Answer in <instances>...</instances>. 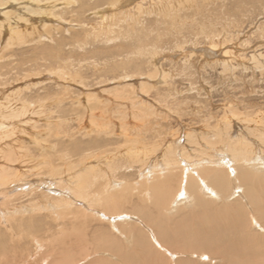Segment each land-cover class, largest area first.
<instances>
[{
	"label": "rangeland",
	"instance_id": "obj_1",
	"mask_svg": "<svg viewBox=\"0 0 264 264\" xmlns=\"http://www.w3.org/2000/svg\"><path fill=\"white\" fill-rule=\"evenodd\" d=\"M97 1L100 0H87L82 5L80 0H71V2L70 0H22L19 3L11 2L12 4L6 6V8L3 7V10L0 9L2 11V14H0L2 22H6L5 12L8 11L13 13L11 16L13 20L23 16V21L13 22L11 25L6 26L7 30H3L0 34V101H2L0 104L16 97L23 99L25 108H30L31 112L32 109L36 110L33 111V114L31 112L27 114V109L22 108L25 111H21L20 115H31L28 116V119L22 117V119L15 122L16 124L14 123L15 131L19 132L15 135L16 137L14 136L15 139L9 137L7 139L2 136V133L6 130L10 132L12 127L9 126L10 129L5 128L3 132L0 130V143L3 142L0 144V153L11 146L9 153L13 156L16 155V157L19 154L15 162H7L8 160L2 157L5 156L3 155L4 151L3 154H0V176L6 174L7 170L4 168L7 169L8 165L11 167L16 166L15 172L22 173L20 180H24L15 185L10 182L12 186L10 183L7 184L9 186H0V208H2L0 209V217H5L2 214H4L3 212L6 211L7 207H9L7 211H10L11 208V211H15L13 210L14 206V209L32 206L31 204L37 200H34L30 195L28 196V194L35 192V196H37V190L47 191L46 194L56 198L65 196L56 191L58 189L56 184V187H53L55 180L51 176L52 173L50 174V168L47 169L43 163L44 159L45 161L46 159L48 161L56 160L57 162L53 163L57 165L59 161L57 156L62 153H65L63 155L66 160L59 161L58 168H62H60V175L57 178L64 175L61 177L64 181L62 183L67 185L66 182H68L71 186L75 185L73 181L76 178L86 175L87 172H93L98 176V179L95 177L97 180L94 178L97 181L94 187H99L98 182H100L99 180L103 175H106L107 178L111 177L114 181L117 180L114 187L116 190L123 187L124 181L121 182V180L137 184L142 181L143 176H147L152 171H164L166 159L173 157L171 155L172 149L175 152V154L172 153L174 158L178 157L180 166L187 169L188 173L191 171L197 174L202 165L208 166L211 163H220V165H223L222 167H225V165L230 167L231 165L232 170H234L235 164L232 163V154L229 152V145L227 144L229 140H243V145L244 140L251 142L255 147V149H252L254 150V156L256 158L259 156V161L255 160L256 167H259L264 173V166H262L264 162V142L261 141L263 139L262 134H264V125L259 123L257 126L255 123L245 122L249 117L257 119L258 116L256 115L262 117L264 114V0H194L197 4L195 2L193 4V0L191 2L189 0H136L137 3L134 4L142 5L146 9L143 10V13L146 14L138 20L140 25L137 26L136 30H133L135 35L131 43L120 37L117 41L110 42L105 41L104 37H97L100 40L95 43L94 38L97 39L96 35L99 32L101 34L108 33L110 26L115 31L120 30L121 33L124 28L132 32L129 26V29L123 26L128 25L127 21H133L131 16H133V19L139 16L138 9L127 11L128 8L124 6H118L117 8L111 6V3L115 1L122 2L124 0H112L113 2L101 0L99 3H102V1L103 3L100 6H95ZM28 7L36 9V12L32 13ZM81 7L82 10H80ZM167 8L171 11L169 12ZM37 12L38 14H36ZM163 13H170L171 17L175 15L176 17L172 18L175 20L162 17ZM106 17L117 19L116 21L113 20V25L109 22L112 20H109L108 24L103 26ZM63 19L65 21L62 22ZM119 20L121 24L123 22L124 24H115ZM166 21L171 23L167 25ZM175 23L177 27H174ZM78 36H81L85 42L77 39ZM107 36L108 39L118 37L114 33L107 34ZM138 40L141 43H138ZM122 47L132 52L128 53V51L122 50L124 49ZM207 47L210 50H216L214 51L216 54L214 62L209 61L206 55H201L200 50ZM44 49H47L48 53L43 54ZM122 51L127 53L123 54L125 58L124 56L118 58L117 56L122 54ZM134 51H138L139 56H136L137 53L133 56ZM123 58H127L128 62L125 63L122 60ZM222 60L227 61V65H229L227 70L219 62ZM119 64L124 66L119 68ZM61 65L65 68V71ZM57 66H60V70L58 73H54L51 68ZM3 74L6 75L3 76ZM130 94L131 97H134L133 103L131 100L126 99ZM91 105H94L96 109L91 111ZM38 113L41 115L38 116ZM92 113L93 116L90 115ZM90 116L93 117L92 123ZM226 116L235 119L233 124L228 127L229 132L225 130V125H222L226 120ZM0 120L4 122L3 118ZM97 123L103 124L104 128H108V133L107 130L104 133V129L100 131L96 127ZM85 125L88 131H86ZM49 133L56 134L55 136L58 139L60 137V143L52 140L49 145H52L54 149L48 148V152H51L48 156L47 153H43L41 150L38 152L36 145H40L41 141L42 145L47 146V143L44 144V140L48 139ZM56 137L53 136V138ZM195 138H197V141L194 140ZM14 140L18 141L14 142ZM89 140H98V142L90 143ZM63 143L65 144L64 147L68 145L67 147L70 148L71 156L67 151L69 148L63 149ZM209 143H212L211 146L213 147ZM200 145L201 149L204 148L203 150L199 149ZM91 149H94V152ZM152 150L154 151L152 152ZM170 150L172 152H169ZM138 152L139 154H137ZM165 152L167 153L164 155ZM135 154L137 155L136 159L141 158L142 162L133 166L131 161L135 159L132 157ZM233 154H238L236 148ZM111 162L114 166L119 165L117 166L119 167L118 171L111 172L108 168ZM125 163L126 165H124ZM217 165L219 166V164ZM24 171H27V174ZM43 181L47 183H43ZM72 182L73 184H71ZM50 183L53 184L50 186ZM20 184H23V187L20 188ZM19 191L20 193H18ZM92 191L94 190L92 189ZM2 192H6V195ZM151 192L154 196V193H156L154 186L151 187ZM2 195L3 197H1ZM186 195L188 196V194ZM6 197L8 200H6ZM70 198L71 202L74 203L75 201L74 207L84 206L85 209L89 208L87 204L79 202L81 200L76 199L74 196ZM2 199L4 200L2 201ZM40 199L37 204V208L41 210L40 212L45 209H41L40 205L42 204L49 208V215L53 218L57 217V210L50 203L51 200L43 199V197H40ZM148 201L150 200L146 199L144 203ZM183 201H185L183 197L178 200V202ZM220 202L225 203L224 201ZM96 208L94 207L95 210ZM125 209L118 216H111L110 220L127 224L140 221L138 215V219L136 214L133 213L134 215H132V207L128 206ZM188 209L191 211L192 206ZM36 210V213H40ZM98 210L100 211L99 207L95 213L100 218ZM189 210H185L183 216L173 217L172 238L167 235L170 241L175 243L169 250L175 253L169 257L174 264H195V261L200 259L198 258L200 251L210 254L209 252L227 248L225 245L228 243L229 238L223 237L225 236L224 233H221L223 236H218L215 233L210 234L207 230L194 233L192 221L183 223L180 218L189 219L192 216ZM29 211L32 210L28 208V212H20L21 215L17 216L18 219H15L16 230L9 231V228H14L11 223L0 220V244L3 246V252L0 248L1 254H4L5 249L7 250V239L9 237L12 239L13 234L17 236L23 234V236L26 238L28 236L30 239L36 233L41 234L40 236L47 233L46 230L48 229L45 230V228H48L49 225L45 226V224L54 225L52 217L49 218L48 214L39 216ZM89 215L93 214L90 213ZM32 216L35 217L32 218ZM134 216L135 219L133 220ZM20 218L24 220L22 221ZM34 219L35 221H33ZM59 221L61 222V220ZM32 228L33 230H31ZM107 229L104 226L102 227V236L110 234V230ZM141 229L145 232V227L141 226ZM34 230L36 231L34 232ZM258 230L264 233V228ZM55 231H57V228H55ZM186 241L188 244H184ZM27 244L26 242L25 245ZM236 244H239V240H236ZM186 245L194 246L192 253H189L190 249L185 248ZM228 246L230 247V245ZM232 250L239 256V252H242L243 248L238 246ZM89 258L91 259L80 264H95L94 259L91 256ZM218 260L211 262V258L208 264H226L223 260ZM242 261L246 264L244 260ZM201 263L205 264L206 262L201 260Z\"/></svg>",
	"mask_w": 264,
	"mask_h": 264
},
{
	"label": "bare ground",
	"instance_id": "obj_2",
	"mask_svg": "<svg viewBox=\"0 0 264 264\" xmlns=\"http://www.w3.org/2000/svg\"><path fill=\"white\" fill-rule=\"evenodd\" d=\"M20 1H22V0H0V9H2L3 7L6 8V6L12 4L11 2L19 3ZM31 1H33V0H31ZM80 1L83 5V3L86 2L87 0H80ZM100 1H97V4L95 3V6L96 5L100 6L103 3V1H102V3H99ZM109 1L113 2L112 0H109ZM189 1L191 2V0H189ZM28 2H30V1H28ZM70 2H71V0H70ZM194 2L195 1L193 0V4H194ZM134 3H137L136 0H124L122 2L121 1H119V2L115 1V2L111 3V6L116 7V8L118 6L119 7L124 6V7L128 8L127 11H133L134 9L139 10V16L138 17L135 16L136 19H133V16H131V19L133 21L129 22L126 20L128 22V25L123 26L126 28H128V26H129V28L132 30V32H130L129 30L127 31L124 28V30L121 33V32H119L120 30L115 31L114 28H111V26H110V30H114V31L111 32L109 30L108 33L106 32L103 34H101L99 32L96 35V38L97 37L98 38L104 37L103 39L105 41L107 40V42H110V41H117V39L120 37L121 39H125L128 43H131L133 41V37L135 35L134 34L135 32H133V30H136L138 28L137 26L140 25V22L138 23V20H140L142 18V16L144 14H146V13H143V10H146V9H144L142 5H140V4L135 5ZM179 3H180V1H179ZM195 4H197V3L195 2ZM179 5H181V4H179ZM184 5H185V3H184ZM131 6H133V7L129 8ZM168 6H169V4H168ZM124 7H123V9H124ZM28 8L31 10L32 13L36 12V9L34 10V8H31V7H28ZM164 8L166 9V7H164ZM174 8H175V5H174ZM165 9H163V10H165ZM80 10H82V7L80 8ZM170 11L171 10H169V12ZM1 12L2 11H0V14H2ZM157 12H158V10H157ZM160 12H162V11H160ZM12 14L13 13L9 12V11L5 12L6 22H2L0 20L2 22L1 23L2 25L0 24V34H1V32H3V30H7L6 26L11 25L13 22H16L19 20L23 21V16H22V18L18 17L16 20L11 19ZM36 14H38V12ZM151 14H153V13H151ZM127 16H128V14H127ZM162 17L167 18L169 20L170 18L172 19V18H175L176 16L174 15V17H171L170 13H165V14L163 13ZM116 19L106 17V19H104V21H103V24H104L103 26H106L108 24L109 20H112L109 22L113 25L114 24L113 20L116 21ZM172 20H175V19H172ZM63 21H65V20L63 19L62 22ZM117 23L121 24L120 20L118 22H116L115 24H117ZM166 23L168 25L171 22L166 21ZM173 23H174V21H173ZM123 24H124V22H123ZM123 24H121V25H123ZM170 25H172V24H170ZM174 27H177L176 23L174 24ZM112 33L117 34L118 37H115L113 39L112 38L108 39L109 37L107 36V34H112ZM92 37H93V35H92ZM98 38L96 40L94 38L95 43L100 40ZM77 39H79L80 41H83L81 36H78ZM80 41H78V42H80ZM75 42H77V41H75ZM83 42H85V41H83ZM138 43H141L140 40H138ZM122 48H124V47H122ZM119 50H120V48H119ZM122 50L128 51V53L132 52L131 50H126L125 48ZM43 51H44L43 54L48 53L47 49H44ZM116 51H118V50H116ZM116 51H114V52H116ZM125 51H122V54L118 55L117 57L118 58L121 56L123 57L124 56L123 54L126 53ZM138 51H134L133 56L136 53H137L136 56H139ZM200 51L202 52L201 55L202 56L206 55L208 57L209 61H212V62L215 61L214 57L216 56V54L214 51H216V50L213 51L212 49L210 50L207 47L204 49L202 48V50H200ZM192 56H190V57H192ZM124 58H125V56H124ZM124 58L122 60H124L125 63L128 62L126 60L127 58L126 59H124ZM128 59H129V57H128ZM110 60H112V59H110ZM114 61H116V60H114ZM124 62H123V64H124ZM219 62H221L222 65L227 70V67L229 66V65H227V61L222 60ZM129 64L131 65L130 62H129ZM129 64L127 63L126 65L128 66ZM121 66H124V65L121 64L119 66V68ZM51 69L54 71V73H58L60 70V66L53 67ZM62 69L65 71V68L63 66H62ZM5 75L6 74H3V76H5ZM69 75H71V74H69ZM0 85H1V83H0ZM126 94H127V92H126ZM126 99H129L132 102L134 100V97H131V94H130V96L126 97ZM0 102H2V101H0ZM11 104H13V105H11ZM23 107L24 108L26 107L23 103V99H19L16 97L8 100L7 102H3L0 104V119L1 118L4 119V122L2 120H0V130L3 132V130L5 131V128L10 129V127H12L11 131H10L11 133L8 130H6L4 133H2L3 138H7V139H8V137L14 138V136L19 133L18 131H15L16 129L14 128L15 127L14 123L16 121H18L19 119H22V117H25V118L27 117V119H28V116L33 114V111H36V110L32 109L33 111L31 112V109L30 108L28 109V107H27V108H25V110L27 109L26 113L28 114L31 112V114L20 115L21 111H25L24 109H22ZM90 107H91V109H90L91 111L96 109V107L94 105H91ZM106 113H108V112H106ZM35 114H37V113H35ZM40 115L38 113V116H40ZM90 115L93 116L94 114L92 113ZM227 115H228V113H227ZM235 115H238V114H235ZM256 116H258L257 119H255V118L251 119V117H249L247 121L245 120V122L255 123V124H257V126L259 123H262L264 125V114L262 115V117H260V115H256ZM31 119H34V118H31ZM92 119H93V117H91V123H92ZM94 119H95V116H94ZM23 120H25V119H23ZM233 120H235V119H233L231 116H229V117L226 116V120H225L224 124H222L223 126L225 125L224 128L226 131H228V127H230V125L233 124ZM29 121H32V120H29ZM34 122H36V121H34ZM25 124H26V122H25ZM97 124L98 125L97 126L95 125V126L98 127V129L100 131H102L104 129L103 130L104 133H105V130H107L106 132L108 133V130H109L108 128H104L103 124H99V123H97ZM109 124H111V123H109ZM85 127H86V125H85ZM108 127H109V125H108ZM86 129H87L86 131H88L87 127H86ZM114 131H115V129H114ZM112 132H113V129H112ZM126 132H127V130H126ZM55 135L56 134L52 135V133L48 134V139L44 140L45 141L44 144L47 143L46 144L47 146L42 145L41 141L39 143L40 145H38L36 143L37 144L36 149L39 150L38 152H40V150H41L43 153H47L49 156V154L51 152H48L49 151L48 148L51 149L53 147L52 145H49L52 142V140L56 141V143H60V137L58 139V137H56ZM53 136L56 137L57 139L53 138ZM126 136H128V135L126 134ZM126 136H125V138H126ZM97 137H99V136H97ZM245 137H246V135H245ZM262 138L263 139H261V141L264 142V134H262ZM16 139H18V138H16ZM92 139H94V138H92ZM196 139L197 138H195L194 140H196ZM229 139H231V138H229ZM137 140H138V138H137ZM5 141H7V140H5ZM17 141L14 140V142H17ZM89 141H90V143L91 142H96V143L98 142V140H94V141L89 140ZM237 141L229 140L227 142V144L229 145V152L232 154L231 158H233L232 163L235 164V166L233 168L236 172L234 170H232L231 165H230V167L229 166L226 167V165H225V167H222L223 165H220V163H217V164H219V166L216 163H211L208 166L202 165L201 169L199 170V173H197V174H196V172L192 173L191 171H190L191 173L190 172L188 173L187 169H184L182 166H180L178 159H177L178 157L174 158L175 152H174V149L171 148L173 150V152L171 150L169 152H172L174 154L171 153V155L173 156L172 158L169 156V154H168V156L170 158L168 159L166 157L167 159H166V166L164 168V171L162 170V171L153 172L151 170L152 173H149L148 175L146 174L147 176H145V177L143 176L142 181H140L137 184H134L131 181L121 180V182L124 181V184H123V187L118 189V190H116L114 188L115 184H116L115 182L117 180L114 181V180H112L111 177H109V178H111V179H109L106 177V175H103L100 178V180H99L100 182H98V184H100V185H98L99 187H94L95 184L97 183V181H95V179L96 178L98 179V176L95 175L93 172H90V173L87 172L86 175L76 178L75 181H73L75 183V185H73V186L68 184V182H66L67 185H65L64 183H62L64 181L61 178L64 175L60 176V178H57L60 175V173H59L60 168H62V167L58 168L59 167L58 163L60 160H64V159L66 160V157L63 155L65 153H62V154L60 153L61 154L60 156L57 154L58 155L57 160H59L57 165H55L53 163L56 160H50L49 159L50 161H48V159H46V161H45V159H44V162H43L44 165H46L47 169H48V167L50 168V174L52 173L51 176L55 180L53 187H56L55 186V184H56L57 188H58L56 191L64 194L65 196L61 197V198L60 197L56 198V197H53L52 195L49 196V194H46L47 191L45 192L42 189L37 190L36 194H38L39 196L38 195L35 196V192L28 194V196L30 195L34 200H37L31 204L32 206H30V207L24 206L20 209H17V208L14 209L15 208V206H14L13 210H15V211H11L12 208L10 209V211H7V209L9 210V207H7L6 208L7 212L4 210V212H3L4 214H2L5 217L4 218L0 217V220L10 222L14 228H12V227L9 228V231H12L14 229L16 230L15 219H18L17 216L21 215L22 212H24V213L28 212V208L30 210H32L31 212L29 211L30 213H33V214H36L39 216H41V214H43V215L48 214L49 215V212H48L49 208L48 207L41 204L40 205L41 209L45 208L42 212H40L41 210L39 208H37L38 201L41 200L40 197H43V199H46V200H51L50 203L54 205V208L57 210L58 216L53 218L51 215H49V218H50V216L52 217L54 225L47 223L48 222L47 221L46 222L47 225L45 224V226L49 225V227L45 228V230L46 229H48V230H46L47 233L44 232L45 234L43 236H40L41 234L36 233L37 235L35 234V235L31 236L30 239L28 236H27V238L25 236H23V234L18 235V236L16 234H13L14 236H12V239L9 237V239H7L8 241L6 240L7 241L6 244H8L7 250L6 249L4 250V254L0 253V264H80L81 262H86L89 259H91V258H89V256H91L92 259H94L95 264H113L115 262H118L117 264H174L173 261L169 257L174 255L175 253H172L169 250L171 249V246H173L175 243L170 241V238H168V236L171 237V235L173 234L172 233L173 232L172 224L174 222L173 217L174 216L180 217L181 215L183 216V212L185 210H189L188 207H190V206H192V210L191 211L189 210L190 214L192 216H190L189 219L185 218V217L180 218V219H182L181 221L183 223H186L188 221H192V223H193L192 230L194 231V233H196V232L198 233V232H200V230H202V231L207 230L208 233H210V234L215 233L218 236H223L221 233H224L225 236H223V237L229 238L228 243H226V245H225V246H227V248H225L223 250H218L216 252H209L208 251L210 254H207L205 251H204L205 253H202L203 251L202 252L200 251L199 256H198V258H200V259H199V261H195V264H203V263H201V260L208 264L211 258H212L211 262H213V260L219 261L218 259H220V260H223L226 264H244V262L242 260H244L246 262V264H264V233L258 230V229L264 228V173L259 169V167H256L255 160L259 161V159H258L259 156L256 158V156H254L255 154H253L254 150H252V149L253 148L255 149L254 145L247 140H244V145H243V140H237ZM2 143H0V144H2ZM5 143H7V142H5ZM191 143H193V142L191 141ZM209 144H210V146L212 145V143H209ZM222 144H223V142H222ZM64 145L65 144L63 143V149L64 150L69 148V147H67L68 145H66L65 147H64ZM37 146H38V148H37ZM211 147H213V146H211ZM10 148H11V146H10ZM10 148L3 150L5 152L4 154L2 153L3 151L1 152L3 155L6 156V157L5 156H2V157H4L6 160H8L7 162H9V161L15 162L17 160L19 154L17 155V157H16V155L13 156V154L9 153L11 150ZM235 148H236V152H238V154H233L235 151ZM52 149H54V148H52ZM199 149H201V145H200ZM203 149L204 148H202L201 150H203ZM22 150H20V151H22ZM91 150H92V152H94L93 151L94 149H91ZM146 150H147V148H146ZM154 150H152V152ZM177 150H178V148H177ZM181 150H182V148H181ZM67 151L69 152V155H70V151H71L70 148ZM222 151H224V150H222ZM16 152H14V153H16ZM64 152H66V151H64ZM68 152H67V155H68ZM182 152H183V150H182ZM90 153H91V151H90ZM166 153L167 152H165L164 155ZM137 154H139V152ZM261 154H263V153H261ZM144 155H145V153H144ZM100 156H99V159H100ZM136 156H137L136 154H135V156H132L135 158V159L133 158L134 160L131 161L133 166L136 164H141V162H142L141 158L136 159ZM176 156H178V155H176ZM0 157H1V155H0ZM23 157H24V155H23ZM63 157H65V158H63ZM85 158H84V160L86 163ZM252 160H253V162H252ZM4 162H6V161H4ZM102 162H104V161H102ZM74 164H76V163H74ZM262 164H263L262 166H264V162ZM106 165H108V164H106ZM120 165H123V164H120ZM124 165H126V163ZM8 166H7V169H6V167L4 168L5 170H7L6 174L0 176V186L1 187L4 185L6 186L10 182L14 183V185H15L16 183H20V182L24 181L23 179L20 180V178L22 177V175H21L22 173L19 174V172H17V173L15 172L16 166H13L14 168L11 166H9V167ZM84 166H82L83 169H84ZM87 166H88V164H87ZM91 166H92V164H91ZM117 166H119V165L117 164ZM117 166H114L113 163L111 162L110 165L108 166V168L111 170V172L118 171L117 169L119 167H117ZM192 166H193V164H192ZM198 166H199V164H198ZM1 167H2V164H1ZM115 167H117V168L114 170ZM122 169L124 170V168H122ZM25 173L27 174V171ZM47 173H49V172H47ZM64 173H66V172H64ZM89 174H91V175H89ZM65 175H67V174H65ZM88 176L91 178H89ZM116 177H117V175H116ZM91 180H93L94 182ZM73 182L71 184H73ZM31 183H33V182H31ZM43 183H47V182L43 181ZM43 183L41 182V184H43ZM51 184H53V183H50L49 185L51 186ZM7 186H9V185H7ZM11 186H12V184H11ZM11 186H10V188H11ZM152 186H154V189L156 191V193H154V196H152V192H151ZM19 187L20 188L23 187V184H20ZM10 188H8V189H10ZM22 189H24V188H22ZM35 189H37V188H35ZM92 189L94 191H92ZM30 192H31V190H30ZM5 193L6 192H4V193L2 192V194H5ZM18 193H20V191ZM48 193H50V192H48ZM186 194H188V196ZM14 195H15V193H14ZM7 196H8V194H7ZM10 196H11V194H10ZM69 196L70 197L74 196L76 199L81 200L79 202L87 204L89 208L85 209L84 206H83L84 208L82 206L81 207H78V206L74 207L75 201H74V203L71 202V200H70L71 198ZM1 197H3V195ZM15 197H17V196H15ZM134 197L136 198L135 200L133 199ZM181 197H183V199H185V201L178 202V200H180ZM209 197L212 199H210ZM146 199L150 200V201H148L147 203H144V201ZM152 199H153V202H152ZM3 200L4 199H2V201ZM6 200H8L7 197H6ZM227 200H229V201H227ZM220 201H224L225 203L223 204ZM184 203H186V204H184ZM182 204H183V206H182ZM2 205H3V202H2ZM128 206L133 208L132 215H134V214H136V216L138 215L140 218L137 216V219L139 218L140 221H135V222H132V224H127V223L120 222V221L110 220L111 216H114V217L116 215L118 216ZM94 207L95 208L99 207L100 211L98 210V213H100V215H99L100 218H98L97 214L95 213V211H97V208L95 210ZM36 208H37V210H36ZM0 209H2V208H0ZM35 210L40 212V213H36ZM50 213L52 214V212H50ZM90 213H92L93 215L88 216V214H90ZM186 213H188V212L186 211ZM71 215H73V216H71ZM187 215H189V214H187ZM187 215H186V217H188ZM33 217H35V216H32V218ZM38 217H36V218H38ZM72 217H73V219H72ZM39 218H41V217H39ZM57 218H59V220H61V222L59 220H57ZM134 219H135V216H134L133 220ZM20 220L23 221L24 219L20 218ZM40 220H42V219H40ZM40 220H37V221H40ZM33 221H35V219ZM104 221H106V222H104ZM20 224H18V225H20ZM103 226L105 229L108 228L107 230H110V234L108 236H102L101 229ZM141 226L145 227V232H143V230L141 229ZM18 227H17V229H18ZM26 227H27V225H26ZM34 227L35 226L33 224V228ZM33 228L31 230H33ZM55 228H57V231H55ZM4 229L6 230V227ZM43 230H44V228H43ZM35 231L36 230H34V232ZM40 231H41V229H40ZM30 232L32 233V231H30ZM116 232H118V233H116ZM41 233L43 234L42 231H41ZM7 236H9V235H7ZM2 239H4V238H2ZM236 240H239V244H236ZM26 242L28 243L27 245H25ZM184 244H188V242L186 241ZM228 245H230V247ZM238 246H240V248H243L242 252H239V256H237L234 253V251L232 250V249H236ZM0 248H1V252H3L2 251L3 246H1V244H0ZM4 248H6V247H4ZM185 248L190 249L191 251L189 253H192L194 246L186 245ZM180 253H182V251H180Z\"/></svg>",
	"mask_w": 264,
	"mask_h": 264
}]
</instances>
